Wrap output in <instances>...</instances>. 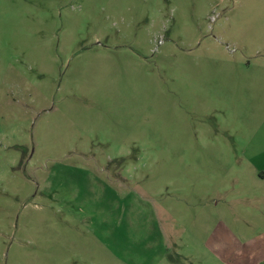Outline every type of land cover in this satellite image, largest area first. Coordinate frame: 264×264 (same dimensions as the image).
<instances>
[{
    "label": "rangeland",
    "instance_id": "1",
    "mask_svg": "<svg viewBox=\"0 0 264 264\" xmlns=\"http://www.w3.org/2000/svg\"><path fill=\"white\" fill-rule=\"evenodd\" d=\"M0 264H264V0H0Z\"/></svg>",
    "mask_w": 264,
    "mask_h": 264
}]
</instances>
